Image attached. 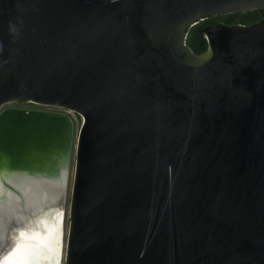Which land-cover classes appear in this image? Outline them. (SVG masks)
I'll return each mask as SVG.
<instances>
[{
	"label": "water",
	"instance_id": "95a60500",
	"mask_svg": "<svg viewBox=\"0 0 264 264\" xmlns=\"http://www.w3.org/2000/svg\"><path fill=\"white\" fill-rule=\"evenodd\" d=\"M255 9L0 0V213L35 183L65 208L74 153L63 264H264V16L185 41Z\"/></svg>",
	"mask_w": 264,
	"mask_h": 264
},
{
	"label": "bare ground",
	"instance_id": "6f19581e",
	"mask_svg": "<svg viewBox=\"0 0 264 264\" xmlns=\"http://www.w3.org/2000/svg\"><path fill=\"white\" fill-rule=\"evenodd\" d=\"M33 185L35 196L26 197L24 209L0 213V258L10 262L0 259V264H50L58 259L62 199L56 203V196L42 185Z\"/></svg>",
	"mask_w": 264,
	"mask_h": 264
},
{
	"label": "trees",
	"instance_id": "16d2710c",
	"mask_svg": "<svg viewBox=\"0 0 264 264\" xmlns=\"http://www.w3.org/2000/svg\"><path fill=\"white\" fill-rule=\"evenodd\" d=\"M264 16V10L255 9L242 13H230L225 15H216L211 18L204 19L189 30L186 38V44L192 49L194 53H201L206 49V43L201 44L200 30L211 24L223 23L225 25L244 24L251 25L260 21ZM65 225V224H64Z\"/></svg>",
	"mask_w": 264,
	"mask_h": 264
},
{
	"label": "rangeland",
	"instance_id": "374dc122",
	"mask_svg": "<svg viewBox=\"0 0 264 264\" xmlns=\"http://www.w3.org/2000/svg\"><path fill=\"white\" fill-rule=\"evenodd\" d=\"M10 105L17 106V107H24V108H34V109H57V110L60 109L61 110V108L43 106V105H38V104H34V103H24V104H15L14 103V104H10ZM69 114H70V116L74 122L73 138H74V142H75L77 129L80 126V117L71 113V112H69ZM73 166H74V153H72V160L70 163L68 190H67V194H66L65 208L62 212L61 223H60V227H59L60 232H59V239H58V244H57V257H58V259H56L53 263H50V264H63L65 230H66V226H67V208H68V202H69L70 187H71V180H72V174H73ZM13 228L14 227H11L12 230H13ZM0 259H2V258H0ZM2 261H8V260L2 259ZM2 261H0V263H2ZM8 263H10V262L8 261Z\"/></svg>",
	"mask_w": 264,
	"mask_h": 264
},
{
	"label": "snow or ice",
	"instance_id": "6c2138e0",
	"mask_svg": "<svg viewBox=\"0 0 264 264\" xmlns=\"http://www.w3.org/2000/svg\"><path fill=\"white\" fill-rule=\"evenodd\" d=\"M20 176V173H11V174H6L3 171H0V203L3 201V196H2V188H3V183L5 180H9L12 177H18Z\"/></svg>",
	"mask_w": 264,
	"mask_h": 264
},
{
	"label": "built area",
	"instance_id": "2783aa9c",
	"mask_svg": "<svg viewBox=\"0 0 264 264\" xmlns=\"http://www.w3.org/2000/svg\"><path fill=\"white\" fill-rule=\"evenodd\" d=\"M57 110V109H56ZM60 110V109H59ZM60 111H65L64 109H61Z\"/></svg>",
	"mask_w": 264,
	"mask_h": 264
},
{
	"label": "flooded vegetation",
	"instance_id": "af4514ba",
	"mask_svg": "<svg viewBox=\"0 0 264 264\" xmlns=\"http://www.w3.org/2000/svg\"><path fill=\"white\" fill-rule=\"evenodd\" d=\"M212 25V24H211Z\"/></svg>",
	"mask_w": 264,
	"mask_h": 264
}]
</instances>
